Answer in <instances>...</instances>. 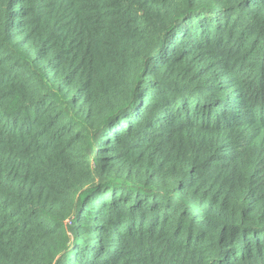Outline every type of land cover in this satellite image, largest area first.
Listing matches in <instances>:
<instances>
[{
    "label": "trees",
    "instance_id": "trees-1",
    "mask_svg": "<svg viewBox=\"0 0 264 264\" xmlns=\"http://www.w3.org/2000/svg\"><path fill=\"white\" fill-rule=\"evenodd\" d=\"M0 264H264V0H0Z\"/></svg>",
    "mask_w": 264,
    "mask_h": 264
}]
</instances>
